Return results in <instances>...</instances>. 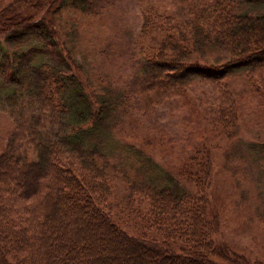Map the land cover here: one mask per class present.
Segmentation results:
<instances>
[{
	"label": "trees",
	"instance_id": "16d2710c",
	"mask_svg": "<svg viewBox=\"0 0 264 264\" xmlns=\"http://www.w3.org/2000/svg\"><path fill=\"white\" fill-rule=\"evenodd\" d=\"M252 1L264 2L172 0L176 11L167 12L161 0H140V83L130 96L108 90L94 97L57 50L45 17L20 12L24 4L41 9L47 2L0 0V109L12 124L0 154V264L240 261L210 239L204 198L165 184L163 171L149 180L158 167L144 162L138 168L142 155L114 140L111 126L121 111L145 114L199 85L207 89V113L232 137L238 116L228 80L242 75L264 94V15L238 12ZM48 3L54 14L74 10L93 17L108 5ZM206 49H222L227 57L219 64L190 62ZM203 167L189 178L199 187L209 177V163ZM115 175L131 178L127 187L148 202L138 235L120 228L108 211Z\"/></svg>",
	"mask_w": 264,
	"mask_h": 264
},
{
	"label": "rangeland",
	"instance_id": "374dc122",
	"mask_svg": "<svg viewBox=\"0 0 264 264\" xmlns=\"http://www.w3.org/2000/svg\"><path fill=\"white\" fill-rule=\"evenodd\" d=\"M45 1L41 9L24 4L20 12L45 17L55 32L57 50L71 59L86 93L97 97L108 90H122L130 96L140 83L135 72L140 61L136 46L142 20L140 0H106V9L96 17L74 10L54 14L48 3L53 0ZM160 6L167 12L177 8L172 0H161ZM238 12L264 15V2H245ZM226 54L222 49H206L190 62L219 64ZM227 83L238 116L232 137L207 113V89L196 85L185 96L167 100L145 114L121 111L111 126L113 139L140 152L143 161L136 162L138 168L144 162L158 167L149 180L163 171L165 184L187 196L204 198L209 237L215 246L239 256L237 264H264V94L256 93L242 75ZM11 130L10 119L0 109V154ZM208 163L209 177L201 187L189 181L196 172L206 170L203 166ZM130 179L114 176L107 208L120 228L138 235L143 230L138 220L148 219V202L144 194L127 187Z\"/></svg>",
	"mask_w": 264,
	"mask_h": 264
}]
</instances>
